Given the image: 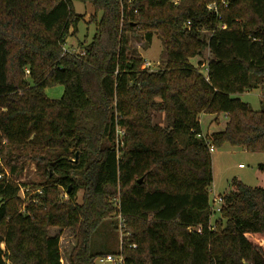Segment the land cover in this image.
<instances>
[{
	"label": "trees",
	"instance_id": "trees-1",
	"mask_svg": "<svg viewBox=\"0 0 264 264\" xmlns=\"http://www.w3.org/2000/svg\"><path fill=\"white\" fill-rule=\"evenodd\" d=\"M224 1L216 16L210 0H0V160L9 175L0 168V264H60L50 229L71 231L69 264H264V189L233 181L211 226L212 160L197 137L199 115L222 114L228 122L208 138L216 149L264 153V110L233 99L264 94V0ZM75 2L100 17L72 54L63 46L82 21ZM139 30L162 40L163 69L140 70L129 44ZM205 52L202 73L190 59ZM57 86L61 97L48 100L44 91ZM27 162L39 180L24 202L15 179ZM109 219L116 234L124 226L120 251L95 250Z\"/></svg>",
	"mask_w": 264,
	"mask_h": 264
},
{
	"label": "rangeland",
	"instance_id": "rangeland-1",
	"mask_svg": "<svg viewBox=\"0 0 264 264\" xmlns=\"http://www.w3.org/2000/svg\"><path fill=\"white\" fill-rule=\"evenodd\" d=\"M75 14L82 19L78 24V31L75 36L71 34L65 41L63 49L68 53L77 54L80 52L79 44H88L94 35V23H91L93 18H99L100 14L95 13L94 8L90 3L75 2L73 4ZM144 31L139 30L134 36H129V44L131 46V53L136 58L141 60L140 70L147 72H155L164 68L165 65V48L162 40L158 35L153 34L151 40L148 42L144 37ZM208 33L203 31L201 36L207 38ZM208 58V53L205 52L202 57L190 59V63L197 67L199 71L204 73L205 61ZM63 92V88L57 86L55 88H48L44 91V95L48 100H58ZM233 99H237L244 104H247L253 111L259 112L264 110V94L260 89L245 92L241 95L234 96ZM155 123L164 125V116L159 113L155 115ZM201 129V135L205 138H210L213 132H219L223 130L224 126L228 122V117L224 115H204L201 114L198 117ZM119 136H122L121 132H117ZM211 160L213 163L212 178L213 184L208 190L209 204L213 206L212 199L214 195H221L229 193L233 186L232 182H240L243 185L250 188L264 189V172L260 170V167H264V153H249L244 149L233 148L229 145H224L220 149H216L211 154ZM241 165V168L238 167ZM0 168H2L4 174L9 176L7 169L3 166L0 160ZM38 170L33 163L27 162L25 169L20 173L19 177L15 179V182L21 184L20 196L23 197L26 202L24 194L29 192L31 195L32 188L38 182ZM82 193H78L77 201L80 202ZM60 198L67 200V195L64 191L60 190ZM216 205L213 206V209ZM218 217V214H212L211 224H214ZM113 219H109L104 223V227L100 230L99 235L95 237V242H101L96 244L95 250H102L108 248L111 250L120 251V230L117 234L113 232L112 227ZM59 234V247L61 252L60 264H69L68 257L71 250L76 244V241L70 230L59 231L58 229H50L49 235L55 236ZM105 239V243L103 244ZM99 264V263H96Z\"/></svg>",
	"mask_w": 264,
	"mask_h": 264
},
{
	"label": "built area",
	"instance_id": "built-area-1",
	"mask_svg": "<svg viewBox=\"0 0 264 264\" xmlns=\"http://www.w3.org/2000/svg\"><path fill=\"white\" fill-rule=\"evenodd\" d=\"M174 5L178 4V0H170ZM221 5L224 6L226 8L227 3H225L224 0H220ZM206 9L208 12L214 13L216 16L218 15V10H217V6H216V0H210V2L208 4H206ZM224 27H222L223 29ZM198 138H202L204 139L206 146L208 148V152L210 154L214 153L216 148L214 147V145L212 144V142L208 139L203 137L202 135L197 136ZM212 203L213 206L216 205V208L213 209V206L210 207L211 208V214H219L221 207L223 206V200H222V196L220 195H214L213 199H212ZM212 216V215H211ZM211 226H213V224H211ZM124 228V226L122 224H119V230H120V239L122 238V229ZM121 244V241H120ZM61 262V261H60ZM99 264H122V258L121 257H113V256H106L104 258H99L96 261Z\"/></svg>",
	"mask_w": 264,
	"mask_h": 264
},
{
	"label": "crops",
	"instance_id": "crops-1",
	"mask_svg": "<svg viewBox=\"0 0 264 264\" xmlns=\"http://www.w3.org/2000/svg\"><path fill=\"white\" fill-rule=\"evenodd\" d=\"M213 133H215V132H213ZM238 167L241 168V165H238ZM212 170H213V163H212ZM212 184H213V182H212ZM220 196H221V195H220Z\"/></svg>",
	"mask_w": 264,
	"mask_h": 264
}]
</instances>
